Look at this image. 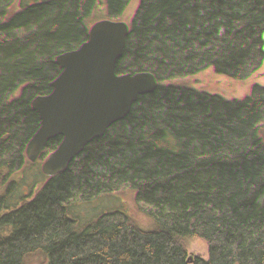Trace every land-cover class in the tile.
I'll use <instances>...</instances> for the list:
<instances>
[{"label": "rangeland", "instance_id": "1", "mask_svg": "<svg viewBox=\"0 0 264 264\" xmlns=\"http://www.w3.org/2000/svg\"><path fill=\"white\" fill-rule=\"evenodd\" d=\"M66 9L31 77L0 87V264L103 258L88 238L120 185L165 165L186 93L264 105V0H203L164 27L152 0Z\"/></svg>", "mask_w": 264, "mask_h": 264}, {"label": "trees", "instance_id": "2", "mask_svg": "<svg viewBox=\"0 0 264 264\" xmlns=\"http://www.w3.org/2000/svg\"><path fill=\"white\" fill-rule=\"evenodd\" d=\"M152 1L164 27L203 0ZM66 3L0 0V87L31 77L21 73L56 41ZM168 136L165 165L120 185L88 238L101 240L103 258L88 249L79 263L264 264V105L194 90L180 99ZM143 180L147 193L134 186Z\"/></svg>", "mask_w": 264, "mask_h": 264}]
</instances>
